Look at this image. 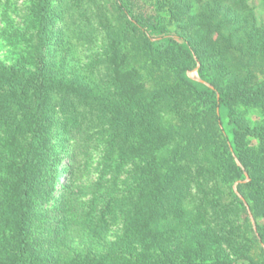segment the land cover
Returning a JSON list of instances; mask_svg holds the SVG:
<instances>
[{
  "label": "trees",
  "instance_id": "16d2710c",
  "mask_svg": "<svg viewBox=\"0 0 264 264\" xmlns=\"http://www.w3.org/2000/svg\"><path fill=\"white\" fill-rule=\"evenodd\" d=\"M52 1L28 0L34 30L32 69L0 62V128L22 138L6 161L8 177L0 180V264H60L39 248L33 227L39 222L38 208L48 204V197L55 199L51 192L59 172L50 145L55 132L68 130L57 115L80 103L90 104L93 98L86 86L67 83L52 72L48 57L59 42ZM153 1L151 7L156 8L151 11L138 0H114L112 5L125 21L124 36L139 37L145 54L157 66L155 75L160 80L154 87L141 83L138 71L126 70L127 56L117 45L102 59L113 74L115 90L99 103L123 139L111 138L106 144L109 154L119 152L120 159L115 162L110 157L107 163L117 171L94 188L104 189L98 196L99 216L96 222L86 219L82 226L93 236L108 222L119 220L121 233L106 256L88 262L69 258L61 264H233L219 247L211 252L221 237H215V242L209 237V243L198 226L208 204L193 210L185 209V204L191 185L200 188L215 178L232 183L243 180L244 171L249 180L240 182L237 190L249 211L234 199L242 205L244 224L249 225L248 212L255 221L256 230L250 232L256 250L241 255L246 264H264V26H255L247 0ZM163 8L164 19L159 14ZM150 27L158 31L159 40L147 36ZM215 50L221 51V59H213ZM191 52L200 63L201 77L213 90L186 77L193 63ZM180 96L184 103L192 98L196 106L178 112L177 128L164 126L163 106L178 107ZM249 108L260 111L263 121H251L241 113ZM217 109L226 111L230 143L221 132ZM169 144L174 150L168 158L153 153ZM126 151L137 163L129 181L119 188L117 178ZM48 173L49 177L41 178ZM63 178L59 183L63 189L54 200L58 207L68 190L66 174ZM208 203L215 210L216 203Z\"/></svg>",
  "mask_w": 264,
  "mask_h": 264
},
{
  "label": "rangeland",
  "instance_id": "374dc122",
  "mask_svg": "<svg viewBox=\"0 0 264 264\" xmlns=\"http://www.w3.org/2000/svg\"><path fill=\"white\" fill-rule=\"evenodd\" d=\"M114 0H53L52 8L56 19V31L58 40L53 44L52 55H49L50 67L55 77L63 79L67 83L82 84L91 91L92 102L80 103L74 108L62 110L57 118L68 130L54 133L51 145L56 153V188L51 192L58 199L63 189L62 184L66 174L67 192L63 196L61 204L56 206L52 197H48V204H42L38 208L39 222L34 224V237L47 254L56 258L61 264L66 259L79 261H91L106 256L110 245L120 235L122 226L118 221L108 222L100 229V234L91 236L84 231L82 224L86 219L93 222L97 220L100 209V198L104 192L103 186L99 191H94L101 181L110 179L116 174L117 168L109 167L108 158L113 157L115 162L119 158V152L110 153L107 148L109 139L115 138L122 141L121 134L115 131L116 126L109 120V115L104 113L105 107H101L99 99L111 96L115 87L112 72L105 68L102 59L106 54H111L114 49H121L126 54L128 63L126 70L138 71L141 83L152 89L159 77L155 75L157 66L149 55L144 52L142 40L139 37L124 36L122 19L114 9ZM140 6L155 9L150 0H138ZM247 5L255 17V26H264V0H247ZM28 0H0V62L6 67H21L32 69L33 56L31 47L33 44L34 30L30 27ZM152 8V9H151ZM160 17H166V8L160 11ZM164 19V18H162ZM168 23L165 21V24ZM169 31L173 34L174 27ZM151 41L159 40V33L153 28L145 30ZM167 38V36H165ZM178 37V36H173ZM117 45V46H116ZM193 63H189L186 77L213 90V86L201 77L200 63L193 52L190 53ZM220 50H215L213 59H221ZM59 96L55 98L58 105ZM181 98V100H180ZM179 106L165 104L160 112V119L164 126H179L178 112L191 110L196 106L192 98L185 103L180 96ZM177 100V102H178ZM183 102V103H182ZM84 104V105H83ZM74 109V110H73ZM58 110V108H56ZM177 111V112H176ZM220 117L219 126L223 136L230 143L232 135L226 123V111L217 109ZM246 117L254 122H262L261 112L249 108L245 111ZM11 137L16 138L12 141ZM25 139V135H24ZM18 134L5 133L0 128V180L8 177L7 160L15 153L17 145L22 143ZM127 141V140H126ZM172 144L161 146L153 153L160 159L172 155ZM130 152L123 154L124 164L119 170V188L129 181V173L133 170L136 158L130 156ZM235 163L240 165L236 157ZM244 179L232 183L222 182L215 178L204 183L200 188L191 185L185 209H195L202 204H208L207 212L201 213L198 226L205 231L207 242L212 243L215 237H221L220 244H213L211 252L218 248L227 254L233 264H246L243 258L246 254L255 253V245L252 241L251 230H256L255 221L249 213V225H245L240 207L243 205L248 210V204L237 190L240 182L249 180L244 171ZM47 174V173H46ZM42 175V179L49 177ZM96 195V197H95ZM234 196L241 200L238 204ZM213 200L214 208L208 203ZM226 209V210H224ZM261 222V221H260ZM218 240V239H217ZM243 253V255H241ZM245 253V254H244Z\"/></svg>",
  "mask_w": 264,
  "mask_h": 264
}]
</instances>
